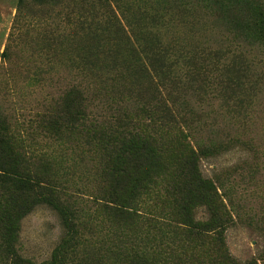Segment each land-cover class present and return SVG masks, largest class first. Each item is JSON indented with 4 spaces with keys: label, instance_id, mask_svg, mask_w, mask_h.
Instances as JSON below:
<instances>
[{
    "label": "rangeland",
    "instance_id": "rangeland-1",
    "mask_svg": "<svg viewBox=\"0 0 264 264\" xmlns=\"http://www.w3.org/2000/svg\"><path fill=\"white\" fill-rule=\"evenodd\" d=\"M250 2L264 10V0ZM64 3L0 0L5 125L13 130L17 122L25 134L37 114L62 108L72 118L84 114L98 123L112 118L124 93L152 103L157 91L185 122L180 125L192 145L223 139L198 154L199 172L214 182L230 212L223 232L228 253L240 263L264 264V41L218 18L210 0H107L109 11L94 21H107L111 11L115 27L98 22L89 28L66 24V9L59 7ZM128 41L140 61L127 50ZM205 76L213 81L209 88ZM83 134H43L36 148L52 160L64 192L87 223L77 246L79 264H113L133 240L127 231L118 233L116 224L135 232L139 226L95 213L96 198L114 184L100 174L101 150L94 142L87 145ZM195 217L206 219V207L197 206ZM65 232L56 208L36 204L19 220L15 249L33 264H49Z\"/></svg>",
    "mask_w": 264,
    "mask_h": 264
},
{
    "label": "trees",
    "instance_id": "trees-1",
    "mask_svg": "<svg viewBox=\"0 0 264 264\" xmlns=\"http://www.w3.org/2000/svg\"><path fill=\"white\" fill-rule=\"evenodd\" d=\"M210 1L217 6L218 18L229 21L241 34L264 41L262 8L250 0L240 4L239 0ZM105 2L65 0L59 7L66 9V24L89 28L109 11ZM239 13L241 20L237 21ZM115 21L110 11L107 21L100 23L115 27ZM55 39L50 36L54 45ZM125 46L140 61L129 41ZM203 81L208 88L213 83L208 76ZM151 95L152 103L141 94L124 93L112 108V118L98 123L84 114L72 118L64 108L49 110L37 114L25 134L17 122L12 130L0 116V264H33L17 254L15 243L20 218L40 203L56 208L66 229L49 264L80 263L77 246L87 223L80 220V209L73 207L64 192L57 171L52 170V160L36 148L37 136L59 138L63 131L83 132L86 144L94 142L101 150L99 171L114 189L96 198L95 213L113 222L132 220L139 226L135 232L116 224L118 233L127 231L133 240L113 264H257L255 260L240 263L226 250L223 232L230 212L214 182L199 172L198 154L209 153L223 139L192 145L180 125L185 122L168 100L157 91ZM200 205L207 210L204 220L195 217ZM171 235L181 238L173 242L168 240ZM179 242L188 247L179 246Z\"/></svg>",
    "mask_w": 264,
    "mask_h": 264
}]
</instances>
